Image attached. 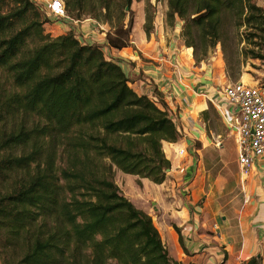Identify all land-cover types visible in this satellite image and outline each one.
Returning <instances> with one entry per match:
<instances>
[{"label": "trees", "instance_id": "1", "mask_svg": "<svg viewBox=\"0 0 264 264\" xmlns=\"http://www.w3.org/2000/svg\"><path fill=\"white\" fill-rule=\"evenodd\" d=\"M132 1L63 3L71 20L102 14L109 23L113 6L129 11ZM226 17L242 29L239 54L264 60V8L257 0H167L166 22H182L195 62L201 57L194 39L203 42L205 57L222 44ZM47 22L29 0H0L3 264H180L150 215L114 182L115 171L165 181L171 164L162 144L179 138L165 103L136 93L101 46L81 43L72 30L51 37ZM132 24L129 11L126 28L105 33L107 46L128 47ZM143 31L151 32L148 18ZM241 264H261V257Z\"/></svg>", "mask_w": 264, "mask_h": 264}, {"label": "crops", "instance_id": "2", "mask_svg": "<svg viewBox=\"0 0 264 264\" xmlns=\"http://www.w3.org/2000/svg\"><path fill=\"white\" fill-rule=\"evenodd\" d=\"M177 21L173 32L165 27L163 21L160 26L154 23L155 29L147 36L142 29L144 19L140 17L129 37L130 45L120 50L107 46L105 33L108 30L104 26L100 27L103 30L100 33L93 23L88 29L85 21L54 20L44 27L51 37L72 30L82 35L84 41L76 36L81 43L101 46L104 56L122 67L136 93L159 98L165 103L179 132L176 142L162 144L171 164L170 176L181 188V196L190 192L195 200L202 192L203 173L202 169L201 173L196 169L194 153L202 152L207 142L201 116H205L210 107H215L209 96L211 86L207 85V75L197 73L192 63V50L181 44L180 21ZM195 143L199 147H195ZM178 149H184L187 157H177L175 151ZM181 167L185 169V174H178L177 168ZM242 192L240 207L233 209V213L223 212L224 215L219 216L220 229L210 230L213 235L204 229L202 213L198 208L189 211L190 207L181 199H176L170 217L173 230L174 227L179 230L174 232L178 244L180 237L181 253L173 256V260L180 264H241L250 257H261L260 245L264 243V160L255 163L253 172L242 185ZM167 236L173 245L168 249L170 252L175 248L174 237L169 231Z\"/></svg>", "mask_w": 264, "mask_h": 264}, {"label": "rangeland", "instance_id": "3", "mask_svg": "<svg viewBox=\"0 0 264 264\" xmlns=\"http://www.w3.org/2000/svg\"><path fill=\"white\" fill-rule=\"evenodd\" d=\"M257 3L264 8V0H257ZM126 8L113 6L109 23H103L102 14L99 19L83 16L81 20L77 21H85L84 24L88 25V29L91 28L90 23L95 24L98 33L103 32L100 28L103 26L105 30L113 33L115 26L126 28L130 11L133 21L130 35L133 28L137 27L140 17H143L144 24L147 18L149 19L151 31L155 29L154 23L160 26L162 21L171 32L175 30V27L177 28L178 18H175L173 25L166 22L167 0H133L129 11ZM122 15L123 17L120 20ZM181 30L182 22L180 21L179 37L181 44L184 46L185 39L181 35ZM44 31L49 34V32H46L49 30L45 27ZM241 32L242 29L238 32L234 29L229 17L224 18L222 44H217L214 48H211L203 58V42L198 38L194 39L197 53L201 58L198 62H195L192 55L193 67L197 68L196 71L199 75H207V85H210L211 88L220 90L226 85L239 81L264 88V60L250 59L239 54V49L244 46L239 37ZM74 33L81 41H84L80 33L76 31ZM189 49L193 50L192 48ZM201 119L204 121L207 142L206 148L202 152L194 153L196 169L197 171L202 169L203 173L201 175L202 192L195 200L190 196V192H184L182 193L184 195H180L181 188H178L177 182L175 183L174 178L170 176L171 171L167 172L166 179L163 182L166 185L164 187V184L155 186L147 180L140 181L137 177L122 175L118 171H115L114 174V182L119 186L123 195L136 208L150 215L152 223L158 230L168 255L172 259L173 256L177 257L181 253V245L177 243L176 234L172 228L174 224L170 217L173 213L171 207L176 199H181L188 208L190 207L189 211L194 208L201 211L203 227L207 229L206 232L210 235L214 234L210 230L219 231L220 229L219 216L224 215L223 212L233 213V209H238L243 200L242 185L246 180L242 181V177H240L233 131L224 124L222 115L213 107H210L206 115L201 116ZM195 147H199V144L195 143ZM220 208L221 211H219ZM168 231L174 237L173 244L175 248L170 251L172 253L168 250L173 246L171 239L168 236L166 238V232ZM260 247L261 264H264V243ZM0 264H3L1 257Z\"/></svg>", "mask_w": 264, "mask_h": 264}, {"label": "built area", "instance_id": "4", "mask_svg": "<svg viewBox=\"0 0 264 264\" xmlns=\"http://www.w3.org/2000/svg\"><path fill=\"white\" fill-rule=\"evenodd\" d=\"M29 1L44 13L49 21L45 25L54 20H71L66 16L63 0ZM209 96L224 124L233 131L236 161L244 181L253 172L255 163L264 160V88L239 81L220 90L211 88ZM175 155L187 157L184 149L176 150ZM177 172L185 174V169L177 168Z\"/></svg>", "mask_w": 264, "mask_h": 264}, {"label": "water", "instance_id": "5", "mask_svg": "<svg viewBox=\"0 0 264 264\" xmlns=\"http://www.w3.org/2000/svg\"><path fill=\"white\" fill-rule=\"evenodd\" d=\"M126 10H127V8H126ZM170 170H168V172H169Z\"/></svg>", "mask_w": 264, "mask_h": 264}, {"label": "bare ground", "instance_id": "6", "mask_svg": "<svg viewBox=\"0 0 264 264\" xmlns=\"http://www.w3.org/2000/svg\"><path fill=\"white\" fill-rule=\"evenodd\" d=\"M190 51V50H189Z\"/></svg>", "mask_w": 264, "mask_h": 264}]
</instances>
